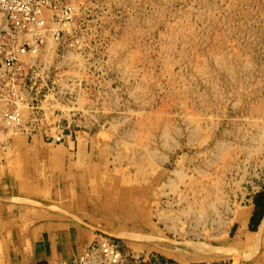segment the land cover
Listing matches in <instances>:
<instances>
[{"label": "rangeland", "instance_id": "rangeland-1", "mask_svg": "<svg viewBox=\"0 0 264 264\" xmlns=\"http://www.w3.org/2000/svg\"><path fill=\"white\" fill-rule=\"evenodd\" d=\"M63 1L54 14L68 19L24 56L37 66L12 85L25 125L0 124V152L9 138L20 149L23 136L91 137L96 186L118 217L109 235L131 259L254 263L261 234L246 205H264V0Z\"/></svg>", "mask_w": 264, "mask_h": 264}, {"label": "crops", "instance_id": "crops-1", "mask_svg": "<svg viewBox=\"0 0 264 264\" xmlns=\"http://www.w3.org/2000/svg\"><path fill=\"white\" fill-rule=\"evenodd\" d=\"M6 141L10 148L0 152V264L72 261L85 244L111 233L118 217L106 190L96 186L91 137L53 145L23 136L20 149L12 138ZM70 142L77 150L67 149ZM256 200L246 205V226L261 234V252L251 264H264V208L253 223ZM183 257L191 259L188 252Z\"/></svg>", "mask_w": 264, "mask_h": 264}, {"label": "built area", "instance_id": "built-area-1", "mask_svg": "<svg viewBox=\"0 0 264 264\" xmlns=\"http://www.w3.org/2000/svg\"><path fill=\"white\" fill-rule=\"evenodd\" d=\"M64 2L63 0H0V124L25 125L19 113L23 98L19 95L18 89L15 90L12 85L23 81L26 83L28 79L35 77L36 63L24 59V56L38 53L46 44L50 22L56 21L59 16L54 14V9ZM67 12L68 10H65V13ZM60 17L68 19V15L59 16V19H62ZM142 263L138 256L131 259L121 240L109 234H101L85 244L75 260L60 259L48 264ZM227 263L223 260H215L202 264ZM144 264L177 263L155 260Z\"/></svg>", "mask_w": 264, "mask_h": 264}, {"label": "trees", "instance_id": "trees-1", "mask_svg": "<svg viewBox=\"0 0 264 264\" xmlns=\"http://www.w3.org/2000/svg\"><path fill=\"white\" fill-rule=\"evenodd\" d=\"M261 195V194H260ZM259 195V196H260ZM256 203H257V206H258V209H259V201L258 200H256ZM263 208H264V205H263ZM263 208H261V209H259V210H257V212L254 214V216H253V218H252V221H253V223H256L257 222V220H258V216L260 215V213H261V211L263 210Z\"/></svg>", "mask_w": 264, "mask_h": 264}]
</instances>
